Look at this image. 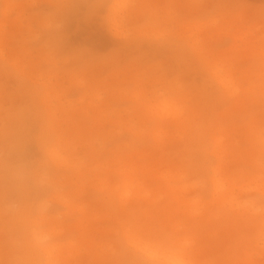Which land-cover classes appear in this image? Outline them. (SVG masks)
Returning <instances> with one entry per match:
<instances>
[{
	"label": "rangeland",
	"instance_id": "1",
	"mask_svg": "<svg viewBox=\"0 0 264 264\" xmlns=\"http://www.w3.org/2000/svg\"><path fill=\"white\" fill-rule=\"evenodd\" d=\"M128 2L244 7H207L230 21L191 33L190 59L180 50L121 39L94 18L67 14L56 48L97 62L83 90L71 96L80 87L71 66L45 67L37 54L32 25L40 9L31 5L46 0H0V62L7 39L21 69L0 73V110L7 98L20 113L13 142L6 146L0 135V248L7 240L15 258L29 264H150L146 255L114 246L126 222L134 221L145 234L161 228L184 232L194 258L206 264H264L259 243L264 219L254 210L240 209L249 189L235 182L254 144L258 150L264 36L258 22L253 30L244 18L258 21L260 0ZM6 5L11 6L7 11ZM112 53L123 55L124 62L101 61ZM141 58L175 65L183 77L180 92L189 102L188 114L174 128L144 134L138 126L137 142L108 151V139L127 126L117 107L128 95L123 73L128 63ZM202 61L230 65L241 87L215 94ZM249 81L253 88L244 86ZM41 129L63 149L55 165L56 191L45 173L34 174V162L43 157L36 138ZM7 175L15 180L7 182ZM47 198L55 200V214L42 208ZM62 236L72 240L52 242Z\"/></svg>",
	"mask_w": 264,
	"mask_h": 264
},
{
	"label": "snow or ice",
	"instance_id": "2",
	"mask_svg": "<svg viewBox=\"0 0 264 264\" xmlns=\"http://www.w3.org/2000/svg\"><path fill=\"white\" fill-rule=\"evenodd\" d=\"M39 7V13L34 17L32 30L38 56L42 58L45 67L54 64L71 66V75L80 82V87L70 92L75 96L88 82L91 71L97 62L84 53L62 54L55 46V39L62 27L65 16L74 13L78 16H88L102 21L121 39H135L148 47L180 50L187 58L194 54V46L188 39L189 35L208 26L227 24L230 17L210 12V8L240 9L244 5H175L153 3H131L128 0H46ZM11 6L6 5L5 10ZM255 7V6H254ZM258 21L255 16L244 18V22L255 30L259 24V31L264 36V0H260ZM194 9V11H189ZM230 41H225V44ZM264 43V40H262ZM11 43L7 39L2 51L0 73L10 75L21 70L11 55ZM105 64L123 63L124 56L117 53L105 55L101 58ZM204 75L210 82L217 95H227L241 87L235 78L232 67L228 64H210L203 62ZM127 81L128 95L117 105L120 109L119 119L126 121L119 133L110 137L106 143V150L111 151L117 145L135 143L140 139L138 126H142L144 134L157 128H174L183 121L187 114L188 101L180 92L183 77L173 63L154 59H138L128 63L123 73ZM245 87L253 88L254 81H249ZM254 111V109H253ZM20 118L7 98L0 110V135L6 146L13 142L16 121ZM37 141L43 152V157L34 162V174H46V179L53 191L55 165L62 153V146L44 130L36 133ZM14 166L10 162L9 167ZM14 176L7 175L6 181L12 182ZM236 183L244 184L249 191L245 197L246 203L240 205L244 212L256 211L264 219V60H262V74L260 80V134L258 150L253 145L252 153L243 165L242 172L235 178ZM11 198L9 197V200ZM42 208L51 214L57 211L54 199L41 201ZM254 239V233L252 234ZM71 236L53 238V243L68 242ZM261 254L264 256V229L259 238ZM116 250L130 249L153 254L150 264H206L195 259V249L186 234L181 231L161 228L145 234L139 230L134 221L126 222L122 235L114 242ZM0 264H29L15 258L12 246L6 240L0 248ZM213 264H236L232 261L213 262Z\"/></svg>",
	"mask_w": 264,
	"mask_h": 264
},
{
	"label": "bare ground",
	"instance_id": "3",
	"mask_svg": "<svg viewBox=\"0 0 264 264\" xmlns=\"http://www.w3.org/2000/svg\"><path fill=\"white\" fill-rule=\"evenodd\" d=\"M134 251L137 252V253H139V254H141V255H146L145 257H147V259H150V260H154V259H157L158 258V257H156L153 254H145L144 252L138 251V250H134ZM47 254L49 255V252H47Z\"/></svg>",
	"mask_w": 264,
	"mask_h": 264
}]
</instances>
